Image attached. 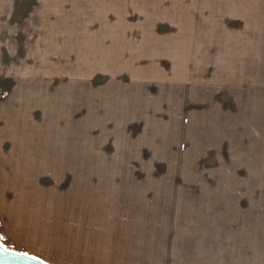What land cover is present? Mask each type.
Segmentation results:
<instances>
[{
	"label": "rangeland",
	"instance_id": "rangeland-1",
	"mask_svg": "<svg viewBox=\"0 0 264 264\" xmlns=\"http://www.w3.org/2000/svg\"><path fill=\"white\" fill-rule=\"evenodd\" d=\"M174 1L0 0L5 248L42 260L70 208H230L264 264V69L187 67Z\"/></svg>",
	"mask_w": 264,
	"mask_h": 264
},
{
	"label": "crops",
	"instance_id": "crops-1",
	"mask_svg": "<svg viewBox=\"0 0 264 264\" xmlns=\"http://www.w3.org/2000/svg\"><path fill=\"white\" fill-rule=\"evenodd\" d=\"M181 1H174L171 12L173 32L165 34L179 42L175 47H187L177 51L189 53L187 67H200L196 62L211 54L213 61L241 63L234 68L264 69V0ZM100 31V42L107 36L116 44L120 38L128 41L115 23ZM70 209L75 213L61 216L58 242L45 238L46 263L261 264L256 226L247 229L231 218L230 208Z\"/></svg>",
	"mask_w": 264,
	"mask_h": 264
},
{
	"label": "water",
	"instance_id": "water-1",
	"mask_svg": "<svg viewBox=\"0 0 264 264\" xmlns=\"http://www.w3.org/2000/svg\"><path fill=\"white\" fill-rule=\"evenodd\" d=\"M0 264H49L43 260L5 248L0 244Z\"/></svg>",
	"mask_w": 264,
	"mask_h": 264
}]
</instances>
